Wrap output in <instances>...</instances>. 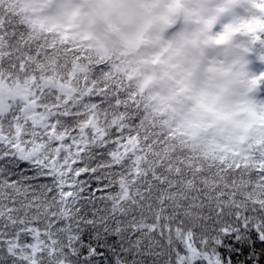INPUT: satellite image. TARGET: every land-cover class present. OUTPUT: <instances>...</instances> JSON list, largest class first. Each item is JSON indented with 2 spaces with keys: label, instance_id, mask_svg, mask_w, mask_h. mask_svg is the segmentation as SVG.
Masks as SVG:
<instances>
[{
  "label": "snow or ice",
  "instance_id": "obj_1",
  "mask_svg": "<svg viewBox=\"0 0 264 264\" xmlns=\"http://www.w3.org/2000/svg\"><path fill=\"white\" fill-rule=\"evenodd\" d=\"M33 4L0 0V264H264V149L170 141Z\"/></svg>",
  "mask_w": 264,
  "mask_h": 264
},
{
  "label": "clouds",
  "instance_id": "obj_2",
  "mask_svg": "<svg viewBox=\"0 0 264 264\" xmlns=\"http://www.w3.org/2000/svg\"><path fill=\"white\" fill-rule=\"evenodd\" d=\"M264 0H34L32 27L111 64L178 146L264 149Z\"/></svg>",
  "mask_w": 264,
  "mask_h": 264
},
{
  "label": "trees",
  "instance_id": "obj_3",
  "mask_svg": "<svg viewBox=\"0 0 264 264\" xmlns=\"http://www.w3.org/2000/svg\"><path fill=\"white\" fill-rule=\"evenodd\" d=\"M13 10H14V11H17V10L15 9V5H13ZM46 36H47V35H46ZM48 37H49L50 40H51V47H52V48H61V47H64V46L67 45V42H66V41H65L64 45H61L58 41L52 39L50 36H48ZM67 46H68V45H67ZM69 50H70V51H74V50H76V49H75V48H72V47L69 46ZM78 59H79V62H81V63H83V64H86V65H91V64H93V63H90L89 61H87V60L84 58V56L81 55V54L79 55ZM258 63L260 64V69H261L262 71H264V63H261L259 60H258ZM113 76H114V77H117V78H121L120 75H119L116 71H114ZM122 85H123L125 88L129 89V90L132 92L134 99L138 100V101H139V104L145 109L144 104L141 102L140 97L136 94L134 87H131V86H130V82H127V81L122 80ZM145 111H146V113H147V109H145Z\"/></svg>",
  "mask_w": 264,
  "mask_h": 264
},
{
  "label": "rangeland",
  "instance_id": "obj_4",
  "mask_svg": "<svg viewBox=\"0 0 264 264\" xmlns=\"http://www.w3.org/2000/svg\"><path fill=\"white\" fill-rule=\"evenodd\" d=\"M261 100H264V99H261Z\"/></svg>",
  "mask_w": 264,
  "mask_h": 264
}]
</instances>
